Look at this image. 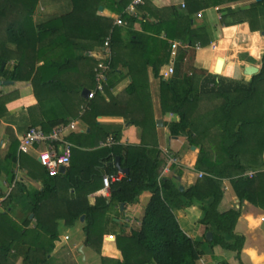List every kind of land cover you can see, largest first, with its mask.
I'll use <instances>...</instances> for the list:
<instances>
[{"label": "trees", "instance_id": "trees-1", "mask_svg": "<svg viewBox=\"0 0 264 264\" xmlns=\"http://www.w3.org/2000/svg\"><path fill=\"white\" fill-rule=\"evenodd\" d=\"M41 1L0 0V81L5 78L29 82L36 94L48 90L71 93L74 89L71 84L61 81L58 76L84 66L86 80L76 90L93 89L97 62L91 53L95 49L99 51L110 37L113 72L117 69L115 52L122 43L119 26L114 19L101 16L100 7L117 14L129 28L141 23L142 33L131 32V40L126 47L131 53L140 52L145 59H150L154 75L161 78L162 113H171L179 118V121L167 124L170 135L186 137L190 145L201 146L195 169L205 175L183 191L172 178H160L164 165L160 150L143 145L123 146L120 144L122 127L110 129L98 123L97 117L102 112L100 101L103 100V95L98 94L90 101L88 113L84 115V118L91 116V130L68 137L74 149L71 163L64 173L52 177L29 155L20 152V156L16 157L15 151L12 154L9 170L13 162L24 166L31 177L41 179L43 189L34 195L29 194L34 222L28 220L21 226L6 213L0 212V263L6 264L10 252L17 243H21L27 246L24 264H51L49 256L54 252L60 236L59 222L64 221L67 228H72L82 216H85V246L101 255L110 225L107 217L110 207L118 208V219L121 220L122 209L135 204L145 192L151 193V198L139 226L130 227L128 233L122 230L116 235L122 260L101 256L102 264H200L205 255V245L211 249L220 246L241 258L244 238L235 232L240 211L220 213L218 206L223 199V181L229 179L240 201L246 200L264 209V169L253 178L244 176L248 169L241 163L239 153L240 147L251 139L249 127L257 123L262 128L264 124L263 118L252 121L248 115L251 107H259L264 115V50L261 51L260 71L252 76L249 83L228 85L220 76L208 75L205 84L208 87L212 85L211 88L205 87L198 92L193 79L190 90L183 95L178 94L173 80H165L160 75V70L170 62L169 41H180L191 47L180 50L178 63L186 59L191 63L198 44L200 47L210 45L211 37L206 26L196 25L194 19L200 11L217 7L223 26L248 23L252 32H260L264 31V0H185L182 13L174 7L158 10L149 0H144V4L138 6L136 16L127 11L133 0H71L73 9L70 13L37 24L34 17ZM148 33L154 35L148 36ZM161 35L166 39L161 40L160 46L167 48L163 56H159L152 47L158 42L153 36ZM3 63L6 66L2 70ZM109 89L108 81L105 92ZM133 90H137L134 82L126 92ZM204 95L222 99L218 108L221 118L217 120L214 131L195 130L198 126L195 125L194 114L200 97ZM256 97H261L263 101L254 103ZM9 99L1 97L0 106L6 105ZM123 117L128 124L140 126L134 118ZM142 129L145 134L146 130ZM44 131L51 132V129ZM262 135L264 132L259 130L256 148L260 150V157L264 149ZM110 137L115 143L111 147H101L100 144ZM116 158H120L121 167L128 169L129 175L123 181L112 184L108 200L103 177L119 171ZM8 175L12 183L15 176L11 172ZM16 187L5 206L15 198ZM92 194L96 195L93 204L89 200ZM207 200L211 202L203 206L204 217L200 224L206 227L207 232H212L213 239L208 241L205 235L203 240L195 241L183 231L175 211ZM228 237L232 240L227 241Z\"/></svg>", "mask_w": 264, "mask_h": 264}, {"label": "crops", "instance_id": "crops-1", "mask_svg": "<svg viewBox=\"0 0 264 264\" xmlns=\"http://www.w3.org/2000/svg\"><path fill=\"white\" fill-rule=\"evenodd\" d=\"M149 1L158 10L170 7L176 8L181 13L185 10V0ZM72 9L71 0H43L38 5L34 19L37 24H43L70 13ZM217 9L219 8L202 10L200 11L201 18H198V15L194 17L196 25H204L209 31L210 45L194 51L191 63L188 59L183 63L176 62L173 75L168 74L170 64L164 65L160 70V75L164 76L165 80H173L178 94L184 95L190 90V82L193 79L197 84L198 92H201L205 87L206 89L211 88L212 85L208 87L205 83L208 80V75H217L215 70L220 60H223V65L218 76L223 78L228 85L249 83L252 76L246 75L245 69L249 66L261 68L264 54L263 52L261 55V51L264 50L263 31L252 32L248 23L223 26L220 22L221 13ZM99 11L100 15L104 17L114 20L119 17L104 7L103 11ZM119 28L122 43L115 52L117 69L111 71L110 89L102 96L103 100L100 101L102 112L97 117V121L110 129L122 127L120 144L123 146L143 145L151 149L157 148L162 153L164 164L168 155L178 158L179 165L172 166L170 172L164 177L172 178L182 188V191L186 190L200 179L199 172L195 167L201 146L190 145L186 137L170 135L167 124L179 121V118L171 113L166 115L162 113L161 78L154 75L153 67L149 64L150 59H145L140 52L131 53L130 49L126 47L131 40V32L142 33L141 23H136L132 28L127 25L119 26ZM147 35L154 34L148 33ZM153 37L158 42L152 44V47L156 49L159 56L165 55L167 48L160 46L161 40L166 39L165 36ZM157 46L158 48H156ZM169 49L168 47V51ZM97 53L98 50L95 49L91 56L94 58ZM85 71L86 68L80 66L58 76L61 81L71 84L72 89L74 88L71 93L48 90L36 94L29 82L22 83L5 78L0 81V98L4 96L10 98L6 105L0 106V212L6 213L13 222L21 226L28 220L35 221L29 194L34 195L41 191L43 183L41 179L31 177L28 174V169L24 166L20 167L17 163L13 162L9 170L8 166L13 159L12 154L15 151L16 157L20 156L19 140L31 127H40L43 130L51 129L52 131L57 125L77 121L78 131L75 133L91 130L89 126L91 116L86 115L84 118V115L86 112L88 113L90 104L85 91L89 92L92 89L82 88L79 92L76 90L86 80L84 78ZM6 81L13 83L4 85L3 83ZM133 82L136 84L137 90L126 92ZM221 105L222 100L220 103H216V100L213 102L212 98L203 96V99L199 101L195 115L207 114L208 110L210 111L214 107L218 109ZM123 116L134 118L140 126L128 124ZM142 128L146 130L145 134ZM256 145V140H250L239 149L240 161L248 169L244 172V176L249 171L258 172L264 169V151L259 157ZM41 149L42 147H36L30 153L25 154L37 160L38 152ZM9 156L11 158L8 160ZM9 172L15 176L12 183L9 182ZM15 187L17 188L15 198L8 206H5L6 200L13 193ZM106 195L109 200L110 192L106 191ZM95 196L94 194L90 195L91 204L95 202ZM150 198L151 193L145 192L135 204L122 209L121 220L118 219V208L110 207L107 213L110 225L103 240L101 255L85 246L86 237L83 232L85 220L82 222L80 219L72 228H67L64 221H60V236L56 241L54 252L49 256L51 264H83L82 260L86 264H102L101 256L122 260V254L116 244V235L122 230L128 233L130 227L139 226ZM210 202L207 200L204 203L189 205L175 211L181 228L195 241L203 240V237L205 235L207 237L209 233L206 231V227L200 224V220L204 217L203 206L210 205ZM230 210L240 211L235 232L244 238L241 258H238L235 252L224 250L220 246L211 249L205 245V255L202 259L206 264H264V209L249 201H240L232 190L230 180L226 179L223 181V199L218 206V211L224 213ZM62 229L65 230V233H61ZM70 230H75L76 233V239L73 242ZM226 239L227 241L232 240L229 237ZM211 240L208 239V241ZM108 242L110 245H107ZM85 251L91 255V261H87V257L84 256ZM26 252L27 246L17 243L10 252L6 264H24ZM2 263L1 261L0 264Z\"/></svg>", "mask_w": 264, "mask_h": 264}, {"label": "built area", "instance_id": "built-area-1", "mask_svg": "<svg viewBox=\"0 0 264 264\" xmlns=\"http://www.w3.org/2000/svg\"><path fill=\"white\" fill-rule=\"evenodd\" d=\"M144 4V0H133V2L127 8L129 14L136 16L137 8ZM219 10V9H217ZM202 14H198V18H201ZM115 24L118 26H125L120 17L115 20ZM111 38H107L104 46L100 48L98 53L94 56L97 64L95 67V86L89 91L87 95L88 101H92L96 95L104 94L106 87L108 86L109 73L112 71V49ZM170 44V62L168 74L171 76L175 72V63L178 58L180 50H188L191 47L188 44H184L180 41H169ZM201 47L198 44L195 46V50H199ZM85 110V108H84ZM78 131V122L70 121L66 124H61L54 128L51 132H46L40 127H31L19 140V152L30 153L36 147H42L38 152V162L48 171V173L55 177L60 173L62 167L67 168L71 163L73 156L74 145L68 141V137ZM115 143L112 137L108 138L106 142L101 143V147H111ZM178 158L168 155L166 163L161 168L160 178H163L170 172L172 166L179 165ZM257 172L249 171L245 176L253 178ZM205 174L199 173V177H203ZM126 175L118 171L115 174H106L103 177V186L106 191L110 192L112 184L121 182L125 179ZM68 239V237H66ZM200 264H206L203 259L200 260Z\"/></svg>", "mask_w": 264, "mask_h": 264}, {"label": "rangeland", "instance_id": "rangeland-1", "mask_svg": "<svg viewBox=\"0 0 264 264\" xmlns=\"http://www.w3.org/2000/svg\"><path fill=\"white\" fill-rule=\"evenodd\" d=\"M261 57V56H260ZM213 96V97H212ZM212 96H205L204 98H212L213 102L216 100V103H220L222 99L215 97L214 95ZM200 99H203V96L200 97ZM199 99V101H200ZM263 101V99L261 97L255 99L254 103H259V101ZM259 108V107H258ZM257 107H251L250 108V112H248L249 114V119L252 121H258L259 119H264V115H262L261 110L258 109ZM209 111V110H208ZM207 111V114H194L195 117V125L198 126V128H195V130H208V131H214L217 128V120L219 118H221L220 115V111L218 109H216L215 107L210 110L209 112ZM257 125V123H255L253 126L249 127L248 131L251 137V141L252 140H256L258 139V132L259 130H261L262 132H264V124L262 126V128ZM264 137V135H262ZM249 140V141H250ZM259 140V139H258ZM248 143V142H247ZM259 143V141H258ZM264 145V142H263ZM248 146V144H247ZM264 149H262L261 154L263 153ZM258 153H260V150L258 151ZM258 156L260 157V155L258 154ZM61 233H65V230H61ZM71 237H72V242L75 241L76 237H75V230L71 231ZM73 233V234H72ZM75 237V238H74ZM94 252V251H93ZM95 253V252H94ZM84 256H86L87 261H91V255L87 253V251L84 252ZM83 264H86L84 260Z\"/></svg>", "mask_w": 264, "mask_h": 264}, {"label": "water", "instance_id": "water-1", "mask_svg": "<svg viewBox=\"0 0 264 264\" xmlns=\"http://www.w3.org/2000/svg\"><path fill=\"white\" fill-rule=\"evenodd\" d=\"M256 1H260V0H256ZM100 10L103 11V7H100ZM262 35L264 36V31L262 32ZM222 65H223V60H220L219 63H218V65H217V68H216V70H215V71H216L215 73H216L217 75H219V74L221 73ZM5 66H6V64L3 63V64H2V70L5 68ZM259 71H260V68L253 67V66H249V67H247V68L245 69V73H246V75H248V76H254V75L258 74ZM10 83H13V82H8V81H6V82H4L3 84H4V85H8V84H10ZM88 93H89L88 91H85V94H86V95H88ZM159 124H161V122H159ZM115 163H116V168H117L119 171L123 172L126 176L129 175V170H128V169H124V168L121 167V160H120V158H116ZM65 170H66V169H65L64 167H62V168L60 169V172H61V173H64ZM180 190L182 191V188H180ZM84 220H85V216H82V217H81V221L83 222ZM207 238H208L209 240H211V239L213 238L212 233L209 232V233L207 234ZM81 251H82V249H81Z\"/></svg>", "mask_w": 264, "mask_h": 264}]
</instances>
